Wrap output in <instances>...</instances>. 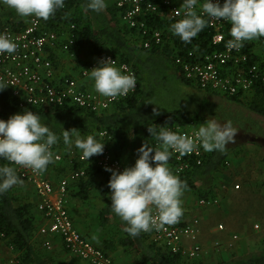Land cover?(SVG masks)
I'll return each instance as SVG.
<instances>
[{
	"label": "built area",
	"instance_id": "1",
	"mask_svg": "<svg viewBox=\"0 0 264 264\" xmlns=\"http://www.w3.org/2000/svg\"><path fill=\"white\" fill-rule=\"evenodd\" d=\"M181 2L182 0H116L115 5L120 21L135 30L143 48H150L162 44L164 32L169 31L171 22L169 17H175L176 12H182ZM199 3H202V0H198V6ZM151 15H159L167 21V26L163 30L154 26L151 23ZM41 21L42 19L30 16L23 28L13 29L9 25H4L0 29V32L10 34L17 44L15 53L0 54V77H4L10 83L6 89L19 106L46 108L73 105L94 113L106 111L116 101L125 97L112 99L101 96L95 91L88 73L90 68L95 66L96 60L102 57L113 59L116 67L134 75L136 88L128 95L139 88V77L135 69L128 62L119 60L111 53L85 59L76 75L57 74L51 58L46 54V48L60 45V49L73 61L76 52L71 51L75 43L71 30L74 24L69 25L64 40L60 41V35L56 31L43 29ZM227 23L224 20H208L207 49L193 45L178 52V48L174 47L172 60L178 74L201 89L226 96H245L252 93L257 86L264 87V70L259 68L257 63L250 61L244 46L238 51H229L226 48V41L231 38L230 35L226 37L224 32ZM197 38L198 35L193 39ZM165 127L188 135H191L195 128L180 124H166ZM97 134L100 142L111 138L106 130H100ZM157 143L155 141L154 146ZM52 151L55 154L53 162H60L62 155L54 149V145ZM203 153L204 150L200 147L179 158L178 153H173L168 166L179 176L192 167L201 165ZM72 158L80 165L64 173L55 186L46 178L44 172L37 174L30 169L14 165L17 175L33 186L39 198L36 208L44 219V223L38 228L39 234L43 236L41 246L50 249L51 236L57 235L61 238L66 251L89 264H117L111 255L94 245L76 228L67 208L66 196L70 182L82 178L86 174L87 167L94 166L103 170L109 179L110 173L105 170V165L117 170H121L125 165L105 144L103 154L92 156L87 160L79 152ZM234 187L238 188V185L235 184ZM217 202L216 197L197 199V204L200 206L215 205ZM198 224L197 217L187 220L182 215L177 223L143 233L148 234L155 245L171 253L194 258L201 252V246L194 242L190 247H184L182 239L195 240L198 235ZM217 227L222 229L221 224ZM7 264L23 263L18 257H10Z\"/></svg>",
	"mask_w": 264,
	"mask_h": 264
},
{
	"label": "clouds",
	"instance_id": "2",
	"mask_svg": "<svg viewBox=\"0 0 264 264\" xmlns=\"http://www.w3.org/2000/svg\"><path fill=\"white\" fill-rule=\"evenodd\" d=\"M23 17L48 20L58 9L64 7V0H0ZM107 7V0H85V10L96 13ZM182 12L169 17V31L185 44L192 42L207 25L208 20H224L230 24V39L226 48L239 50L247 41L264 37V0H182ZM17 50L14 38L0 32V54H13ZM95 91L104 97L115 99L126 97L136 88L132 73L122 71L114 65L113 59L102 57L88 73ZM10 83L0 77V91ZM152 103L151 101H148ZM158 110L153 109V114ZM76 128H63V144L75 146L85 159L103 154L104 142L88 134L82 136ZM150 136L158 142L150 146L144 142L135 151L134 163L121 170L105 165L110 173L107 181L111 211L124 224V231L131 237L142 232L160 230L165 225L177 223L183 215L182 200L184 182L168 166L173 153L179 157L192 153L198 147L205 152H223L230 143H235L237 129L230 119L220 123L206 118L192 134L173 131L165 125L148 126ZM60 139L34 111L24 108L0 118V193L14 185L23 184L15 166L42 173L53 163V145Z\"/></svg>",
	"mask_w": 264,
	"mask_h": 264
},
{
	"label": "trees",
	"instance_id": "3",
	"mask_svg": "<svg viewBox=\"0 0 264 264\" xmlns=\"http://www.w3.org/2000/svg\"><path fill=\"white\" fill-rule=\"evenodd\" d=\"M115 1L107 5L104 11L96 13L85 10V0H64V7L58 9L48 20L42 19L41 26L43 29L53 30L61 34L66 29L68 30L70 24H74V28L71 30L75 39L71 51L76 52L73 58V69L77 70L78 66L82 64V61L78 59L79 55L95 58L101 54L111 53L119 60L128 62L135 69L139 77V88L127 97L116 101L102 113L83 110L73 105L46 108L19 106L5 88L0 91V118L7 119L10 114L28 108L39 115L41 122L46 124L60 138L56 145L60 146L63 143V128L65 130L76 128L75 130L82 136L91 134L96 138H98V131L106 130L107 134L111 136V138L103 140L107 147H110V141L116 132L122 134L140 133L142 143L146 142L150 146H154L156 140L149 135L148 126L183 125L190 120L191 112L179 108L171 109L155 118L144 116L143 105L140 104L143 95L142 79L144 78L141 71L150 63L163 65L167 61L181 82L191 84L178 74L177 68L173 64L174 47L175 49L178 48V52L193 45L207 49V37L209 36L207 27L198 34L199 38L192 39L189 44H185L178 36L167 31L164 32L162 44L143 48L135 30L120 21ZM17 17L18 15L14 10L5 5H0V29L4 25H17L18 22H14ZM150 17L154 26L162 30L167 26V21L159 15H151ZM229 28L230 24L227 23L224 29L226 37L229 36ZM63 37L64 35H62L61 41L64 40ZM257 45H263L262 50H255L254 47ZM244 49L249 55L250 61L257 63L259 68L264 70V37L245 42ZM51 60L57 66L54 57H51ZM246 96L226 97L235 102H242L250 111L264 116V87L257 86L252 93L248 94L247 98H245ZM227 149L226 147L223 152L203 153L201 165L194 166L179 175L178 177L185 184L184 189L192 192L198 198L215 197V190L206 183V175L218 171L225 165ZM7 163L6 160H0V164ZM72 163L74 167L80 165L76 159H73ZM107 181L108 178L103 170L89 166L86 168V174L77 182L78 190L75 195L85 198L91 190L98 191L104 201V206L99 214L100 221L107 222L111 219L124 230L123 222L111 211L108 195L110 190L107 187ZM196 181H199L201 186H198ZM35 229L36 225L29 204L17 201L13 187L4 193H0V238L7 246L20 253V260L23 264H49L46 256L40 254L32 243ZM124 234L121 243L136 248L143 257V264H181L182 258H184L180 254L171 253L167 249L155 245L151 240H148V234L142 232L136 237L129 236L125 231ZM226 264H264V249L250 251L237 258L233 263Z\"/></svg>",
	"mask_w": 264,
	"mask_h": 264
},
{
	"label": "rangeland",
	"instance_id": "4",
	"mask_svg": "<svg viewBox=\"0 0 264 264\" xmlns=\"http://www.w3.org/2000/svg\"><path fill=\"white\" fill-rule=\"evenodd\" d=\"M262 47L263 45H257L254 49L258 51L262 50ZM78 57L81 61L87 59L81 55ZM70 63L74 65V61L70 60ZM63 67L64 65L61 66L62 72L65 71ZM141 74L144 78L142 79L143 95L140 104L143 105L144 116L155 118L171 109L179 108L191 112L190 120L183 126L198 128L206 118H214L220 123L226 119L232 121L233 126L237 129L235 143L227 145V162L225 161V165L218 171L206 175V183L215 190V197L218 200L228 199L226 206L228 210L232 211V217L229 218L227 227L230 229V238L235 246L243 247L240 253L261 250V245H264V171L260 161L264 159L258 160L252 149L264 151V116L250 111L242 102L232 101L223 94L210 93L193 83L181 82L167 61L163 65L150 63L142 68ZM154 108L158 110L155 115L153 114ZM132 136L133 134L128 133L124 137H116L110 145L113 151V147L117 151L119 150L118 152L121 153L124 160L130 164L134 163L137 155L135 150L141 145ZM60 146L70 148L63 143ZM243 151L247 154L249 152L247 158L244 159L245 164L238 160ZM196 184L201 186L199 181H196ZM235 184L238 185V188L234 187ZM26 189L27 187L22 184L14 185L13 193L17 201H24L31 194L29 189ZM183 192L191 199V202L194 201L195 196L192 192L188 190ZM242 194L246 195L242 196ZM227 195H229L228 198ZM246 199H248V203H246ZM97 204L94 203V205ZM218 224L222 225L220 230L224 231L225 224L221 218L217 219L215 226L217 227ZM240 233H242L241 236H239ZM37 250L46 258L52 252L42 250L38 246ZM12 254L16 253L12 252Z\"/></svg>",
	"mask_w": 264,
	"mask_h": 264
},
{
	"label": "crops",
	"instance_id": "5",
	"mask_svg": "<svg viewBox=\"0 0 264 264\" xmlns=\"http://www.w3.org/2000/svg\"><path fill=\"white\" fill-rule=\"evenodd\" d=\"M110 1V2H109ZM114 2V0H107V5H110ZM30 17V16H29ZM29 17H17L14 22H18L17 25L11 26L13 29H20L25 26ZM10 26V25H9ZM65 32L59 34L60 41L62 40V35L65 37ZM63 37V38H64ZM46 54L49 58L54 57L55 63L52 62L54 69L57 74H66V75H76L79 69H73V64L70 63L69 56L60 49V45H55L54 48H46ZM64 62V63H63ZM63 63V64H62ZM69 64V65H68ZM71 64V65H70ZM64 65V72H62L61 66ZM131 134V133H129ZM127 134H122L120 132H116L113 134V139L110 141V145L115 141L116 137L122 136L124 137ZM135 139L142 144L141 134H133ZM132 136V137H133ZM98 139V138H97ZM99 140V139H98ZM103 142V141H102ZM251 145V144H249ZM140 146V145H139ZM136 147V146H135ZM111 151L116 155L121 162L125 165H131L130 162L124 160L121 153L118 152L115 147L112 150L111 146L109 147ZM54 149L62 155V160L60 162H53L47 166V169L44 171V174L48 180L52 182L55 186L59 180V178L66 172H68L74 164L72 160L75 154L80 151L76 147L70 148H62L59 145H54ZM61 149V150H60ZM116 150V151H115ZM244 152V153H243ZM241 156L238 158L240 162H244V159L247 158L251 149H249L248 154L243 151ZM252 152L259 160L264 159V151H258L257 149H252ZM251 152V154H252ZM70 159H72L70 161ZM227 162V161H226ZM262 165V169L264 171V160L260 161ZM62 173V174H61ZM22 186H26L29 189L31 194L28 195L24 201H19L21 203H27L30 206V212L34 217V222L36 225V229L33 233L32 243L37 249L40 247L42 250L52 251L49 253L47 260L49 264H89L84 260L79 259L78 257L70 254L65 250L62 240L59 236L53 235L51 236L52 246L50 249H44L41 246V240L43 236L39 234L38 228L41 224L44 223V219L42 214L36 208V203L39 198L35 193L33 186L24 180ZM78 180L70 182L67 189V208L73 219L74 225L76 228L94 245L103 248L117 264H143L141 253L134 247L123 245L122 239L124 237V230L118 226L111 219L107 222H101L99 218V214L104 206V201L100 197L98 191L91 190L87 197L80 198L76 194L78 190L77 186ZM211 188V187H210ZM14 189V186H13ZM26 189V190H27ZM185 190V189H184ZM234 193L233 190H231ZM230 195V194H229ZM229 195L226 197L228 198ZM232 195V194H231ZM246 195V194H245ZM242 194V196H245ZM194 201L191 202L186 193L183 192L181 197L182 200V208L184 217L189 220L192 217H197L199 220L198 224V235L195 240H189L187 238L182 239V245L184 247H190L194 242L198 243L201 246V252L198 256L194 258H182L181 264H226L233 263L237 258L249 253L241 254L243 247L235 246L233 240L230 238V229L227 227L229 224V218L232 217V211L228 210L227 204L228 199L226 200H218L215 205H207L200 206L197 204L198 197L194 195ZM246 203H248V199H246ZM94 203H98L94 205ZM245 206V205H244ZM243 206V207H244ZM242 207V208H243ZM221 218L223 223L225 224L224 231H221L218 227L215 226L217 219ZM242 233L239 234L241 236ZM150 241V237H147ZM242 238V237H241ZM0 264H7V260L10 257H18L20 259V253L15 252L12 247L7 246L3 240L0 238ZM37 241V242H36ZM243 242L242 240H239ZM243 245V244H242ZM264 249V245H261ZM39 251V250H37ZM12 252L16 254H12ZM240 253V254H239ZM235 256H232L234 255ZM147 264V263H146Z\"/></svg>",
	"mask_w": 264,
	"mask_h": 264
}]
</instances>
